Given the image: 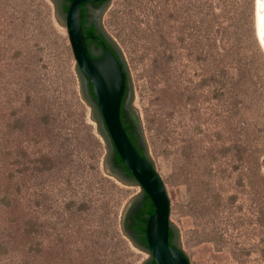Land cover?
Instances as JSON below:
<instances>
[{
	"label": "rangeland",
	"instance_id": "obj_1",
	"mask_svg": "<svg viewBox=\"0 0 264 264\" xmlns=\"http://www.w3.org/2000/svg\"><path fill=\"white\" fill-rule=\"evenodd\" d=\"M63 0H0V264H147L109 173ZM257 0H110L147 153L191 264H264V49ZM259 39H258V36Z\"/></svg>",
	"mask_w": 264,
	"mask_h": 264
},
{
	"label": "water",
	"instance_id": "obj_2",
	"mask_svg": "<svg viewBox=\"0 0 264 264\" xmlns=\"http://www.w3.org/2000/svg\"><path fill=\"white\" fill-rule=\"evenodd\" d=\"M94 1L103 2L107 0H73L69 5L63 23L73 57L85 76L86 86L89 87L91 84L93 87L97 106L114 148L154 205V212L147 220L145 231L148 248L153 259L157 264H191L188 255L169 242L171 201L165 183L153 162L138 151L123 126L121 106L126 92L127 76L121 59L105 42H102L103 52L99 57L93 56L87 47L82 26L81 6L84 3ZM91 37L99 39L96 36ZM130 117L136 130L140 132L136 114L132 112ZM109 162V173H115L118 176V168L113 157H110ZM138 207L139 205L136 204L130 213H136ZM130 213L126 219L127 228L132 222Z\"/></svg>",
	"mask_w": 264,
	"mask_h": 264
},
{
	"label": "trees",
	"instance_id": "obj_3",
	"mask_svg": "<svg viewBox=\"0 0 264 264\" xmlns=\"http://www.w3.org/2000/svg\"><path fill=\"white\" fill-rule=\"evenodd\" d=\"M72 1L73 0H63V2H62V12H63L62 14H63L64 19L66 17V13L68 11L69 5ZM109 1L110 0L103 1V2H101V4H103V6H105ZM97 3H100V1H97ZM85 4L86 3L82 4V6H81L82 26H83V30H84V33L86 36L87 47H88L90 53L92 55H95L94 47L98 46L99 48H101V46H102L101 38H100V34H99L98 25L95 21H90L89 15L87 12V8L85 7ZM101 29H102V27H101ZM103 32H104V30H103ZM104 34L106 35L107 41H108V42H106V45L108 47H110L111 50H113V52L121 59V62L123 64V67H124V70H125L126 76H127L126 92H125V95L123 97L122 106H121V120H122L123 126H124L128 136H129V138L131 139L133 144L136 146L138 151L143 156L149 158L148 153H147L146 143H145V140H144V137L142 134V128L140 125V120H139L138 116H137V118H138L140 130H141L140 132H138L136 130L134 123L130 120L127 112L123 109V107L126 105L127 98H129V101L127 103L129 107H130V102L132 101L133 90H132V83H131L128 67L126 65V62L124 60V57H123L122 52L120 51L119 47L116 45V43L113 41V39L111 37H109L105 32H104ZM91 36H96L99 39H93ZM77 71H78L79 77L81 79L82 88H83V92L85 94V98L88 100L90 105L94 107L95 119L98 122L99 131H100L101 135L104 137V139L106 140L107 146L110 150V153H109L110 157H113V161H114L116 167L118 168L120 176L125 177L127 179H132V180L137 182V180L134 178V176L130 173V171L127 169V167L123 163L120 155L118 154L117 150L113 146V143L111 141V138H110L108 132L106 131L102 115L100 113V110L97 106V103H96V100L94 97L92 85L90 84L89 87L86 86L85 76L83 75V73L79 69L78 65H77ZM137 204L139 205L137 212L134 214L130 213L131 214V221H132L131 222L132 223L131 228L134 230L135 242L141 248L150 252V250L148 248V244H147L145 231H146L147 220H148L149 216L154 212V205H153L150 197L144 191H143L142 196L138 200ZM177 237H178L177 229L171 224L170 231H169V242L171 245L180 248L176 243ZM148 263L157 264L156 261L153 259V257L151 258V260Z\"/></svg>",
	"mask_w": 264,
	"mask_h": 264
},
{
	"label": "flooded vegetation",
	"instance_id": "obj_4",
	"mask_svg": "<svg viewBox=\"0 0 264 264\" xmlns=\"http://www.w3.org/2000/svg\"><path fill=\"white\" fill-rule=\"evenodd\" d=\"M85 7L87 8V12H88L90 21H95L97 23V25H98L99 34H100V38H101V44H102V42H105V44H106V42H108L107 41V37L104 34L103 30L101 29V26H100V24H99V22L97 20V16H96V13L103 7V4H101V2L97 3V1L87 2L85 4ZM94 49H95V55H93V56H95V57H99L102 54V52H103L102 46H101V48L96 46V47H94ZM128 101H129V98H127L126 105L123 107V109L127 112L129 118L131 119L130 114L132 113V111H131L130 107L127 104ZM117 173L119 174V171H117ZM131 224H130V226L128 228L127 227L126 228L128 230L129 235H131V237H134L135 236L134 235V230L131 228Z\"/></svg>",
	"mask_w": 264,
	"mask_h": 264
},
{
	"label": "bare ground",
	"instance_id": "obj_5",
	"mask_svg": "<svg viewBox=\"0 0 264 264\" xmlns=\"http://www.w3.org/2000/svg\"><path fill=\"white\" fill-rule=\"evenodd\" d=\"M256 5L258 33L264 47V0H257Z\"/></svg>",
	"mask_w": 264,
	"mask_h": 264
}]
</instances>
